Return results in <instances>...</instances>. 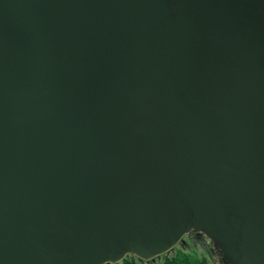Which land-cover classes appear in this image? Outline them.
Segmentation results:
<instances>
[{
	"label": "water",
	"instance_id": "1",
	"mask_svg": "<svg viewBox=\"0 0 264 264\" xmlns=\"http://www.w3.org/2000/svg\"><path fill=\"white\" fill-rule=\"evenodd\" d=\"M191 233L264 264V0H0V264Z\"/></svg>",
	"mask_w": 264,
	"mask_h": 264
},
{
	"label": "rangeland",
	"instance_id": "2",
	"mask_svg": "<svg viewBox=\"0 0 264 264\" xmlns=\"http://www.w3.org/2000/svg\"><path fill=\"white\" fill-rule=\"evenodd\" d=\"M214 249L212 241L205 235L189 234L184 236L183 240L169 253L157 257L151 262H140V264H163L167 257H172L179 251L206 258L208 264H222L218 253Z\"/></svg>",
	"mask_w": 264,
	"mask_h": 264
},
{
	"label": "trees",
	"instance_id": "3",
	"mask_svg": "<svg viewBox=\"0 0 264 264\" xmlns=\"http://www.w3.org/2000/svg\"><path fill=\"white\" fill-rule=\"evenodd\" d=\"M143 262L135 257L128 256L119 264H140ZM163 264H208L206 258H200L186 252L179 251L172 257H167Z\"/></svg>",
	"mask_w": 264,
	"mask_h": 264
},
{
	"label": "flooded vegetation",
	"instance_id": "4",
	"mask_svg": "<svg viewBox=\"0 0 264 264\" xmlns=\"http://www.w3.org/2000/svg\"><path fill=\"white\" fill-rule=\"evenodd\" d=\"M191 234H196L197 236L204 235L203 233H191ZM213 249H214V245H213ZM214 251H216L218 253V255H219L220 259H221V262H222V256L224 254L223 250H221V249L220 250L214 249ZM222 264H224V263L222 262Z\"/></svg>",
	"mask_w": 264,
	"mask_h": 264
}]
</instances>
